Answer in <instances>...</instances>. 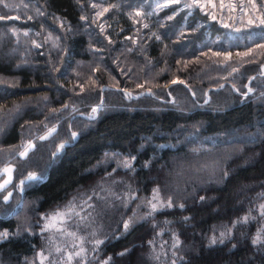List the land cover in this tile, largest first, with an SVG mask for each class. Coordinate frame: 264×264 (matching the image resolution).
<instances>
[{"label": "trees", "instance_id": "1", "mask_svg": "<svg viewBox=\"0 0 264 264\" xmlns=\"http://www.w3.org/2000/svg\"><path fill=\"white\" fill-rule=\"evenodd\" d=\"M34 1L43 6V15L31 14L33 19L22 18V21L0 20V168L9 160L14 166L8 185L13 198L4 202L0 193V231L13 233L20 225L17 215H5L13 211L15 197L20 195L15 185L29 171L45 179L26 184L23 196L25 202L31 204L29 214L33 223H30V238L24 234L22 238L1 242L0 264H24V259L40 264L38 253L43 251L47 256L51 248L47 243L49 236H54L63 249L60 254L53 252L49 259L66 257L68 252L78 250L79 240L62 235L56 228L41 234L42 218L63 210L69 201L75 203L80 215L66 221L67 229L84 237L87 264H102L108 257H112L111 264H126V261L135 264L138 260H142L141 264H171L173 258L177 264H264V246L251 243L257 230L264 228V218L259 215V205L264 203L260 196L264 193V135H261L264 130V98L261 97L264 61L242 67L236 77L221 83L220 79H209L213 61L202 65L200 54L216 49L211 42L225 39L226 33L218 21L208 20L199 9L192 12L174 5L157 15H148L151 5L147 0ZM93 3L119 7L110 8L97 17L100 9L93 8ZM136 10H141L144 16L135 17ZM174 12L173 19L167 20ZM81 16L86 19L81 20ZM61 23L66 34H54L60 40L56 51H49L43 45L35 47L22 32H18V40L17 36L6 34L8 27L33 33L54 32ZM197 23H202L203 27L193 32ZM145 24L148 27H144ZM100 25L105 31L101 32ZM130 27L138 32L133 33ZM124 30L127 33L121 35ZM181 31L183 37H180ZM153 33L160 35L161 40L157 41ZM126 35L128 38L124 37ZM106 37L112 39L111 44ZM177 60L181 63L177 64ZM184 61L188 62L187 67ZM87 63L92 68L88 67L86 76L81 77L77 67ZM218 64L214 62L215 67ZM183 65L184 71L179 68ZM208 67L210 69L202 73ZM74 68L81 82L88 80V91L82 92L74 84L66 86L70 81L67 72ZM93 73L96 76L92 78ZM149 75L154 78L150 79ZM74 77L73 74L71 80ZM109 77L118 82V87L113 88ZM174 77L185 80L197 95L193 97L184 85L171 84ZM146 78L152 80L148 85ZM93 80L98 81L97 86L92 84ZM138 83L151 87L159 98H126L122 89L132 92L134 97L144 91L135 90ZM219 83L224 85L222 89L218 88ZM155 84L160 87H154ZM101 85L105 86L103 92ZM248 87L254 92L245 97L242 93L247 92ZM169 91L179 99L183 112L170 103ZM205 92L212 98L211 105L200 107ZM101 100L104 107L96 119L90 121L91 107ZM73 106L77 111L72 110ZM45 125H55L56 133L44 141L36 139L46 131ZM178 129L185 133L182 139L172 136ZM72 131L79 133L75 140L70 138ZM231 134L255 139L258 134L259 139L246 144L235 141L239 153L230 154L231 158L223 163L221 160L227 152L224 153L217 159L219 174L202 175L199 180L220 183L185 188V191L170 187L177 168L187 170L195 165L201 150L196 153L192 149L210 140L212 144V139H216L218 147L228 145L225 141ZM29 140L36 147L27 157H19L17 153ZM186 140L185 146L182 142ZM61 141L66 142L65 147L53 158L52 153ZM106 153L136 158L129 170L115 169L113 164L101 169ZM185 161L188 165L181 166L180 162ZM96 167L99 170L92 172ZM223 167L229 173L227 179L223 178ZM2 178L0 176V181ZM155 187H159L162 199L172 190L174 206L147 216L149 207L142 201L152 198ZM128 194L135 199L128 200ZM201 196L205 198L203 201ZM125 200H128L126 206ZM180 203L185 205L183 209ZM134 210H137V219L125 232L123 220L132 216ZM249 210L255 219L237 224L231 239L224 244L209 247L211 236L218 237L220 231L231 227L233 221L244 217ZM185 217L190 219L185 221ZM93 231L96 236L92 235ZM173 233L181 241L177 249L172 248ZM97 238L104 243L93 251V241ZM153 245L155 253H160L163 245L167 255L154 259ZM122 252L125 254L119 255ZM78 259L72 264H77Z\"/></svg>", "mask_w": 264, "mask_h": 264}, {"label": "snow or ice", "instance_id": "2", "mask_svg": "<svg viewBox=\"0 0 264 264\" xmlns=\"http://www.w3.org/2000/svg\"><path fill=\"white\" fill-rule=\"evenodd\" d=\"M3 0H0V3H2ZM180 0H155V7L153 8V11L148 13V15H152L155 14L156 12H158L159 10L168 7L169 5H173V4H179ZM5 7H10L8 4L4 5ZM24 7H27V5H24ZM93 8H99L100 10L96 12V16L97 17H101L103 16L106 12L109 11L110 8H118L119 5L117 4H109L107 7H104L101 4H92ZM183 8L184 9H189V10H194V9H199L200 12L204 13L205 17L208 20L211 21H218L224 28L228 29V28H234L235 31L239 32L241 30V28L239 27H235L234 22L237 18L240 19L241 21V25L243 27H247V28H251L253 26L255 27H259L264 29V11H262L261 9H264V4L261 5H257L256 0H247V3H241L239 5V10L241 15L239 17L233 15V13H235L237 11V5L235 3L232 2V0H219V3L217 4L216 0H190V2H185L183 4ZM227 9L229 15L227 17H225L224 15V10ZM37 13L39 15H43L42 12L39 11V9H36ZM135 15L137 17H140L142 15H144V13L141 10H136ZM175 15V12L173 13V15L167 16L166 19L167 20H172L173 16ZM189 15H191V11L189 12ZM32 16H28V19H32ZM6 19L5 16L0 15V20ZM57 19H59L57 17ZM81 20H85L86 17L81 16L80 17ZM227 20H231L233 21V23H227ZM187 26V25H185ZM61 27H63V24L61 23ZM144 27H148L147 24L144 25ZM201 27H203L202 23H197L195 25V27L192 28V31L195 32L197 30H199ZM70 30V29H69ZM100 30L101 32L104 31V26L100 25ZM11 32L13 35L17 36V40L19 39V34L17 29L13 28L11 29ZM24 36L28 35V32L25 31L23 33ZM37 35H39V33H37ZM153 35L155 36V39L157 41L161 40V36L157 35L155 33H153ZM262 35H264V33H262ZM52 34L49 33L47 39H51ZM184 33L183 31H181L180 33V37H183ZM108 39V42L111 44L112 41L110 38L106 37ZM179 38V37H178ZM57 40L59 39V37L56 38ZM32 44L35 47H40L41 45L38 44L35 40L32 41ZM167 47V46H165ZM256 48L259 49H264V43H260L256 45ZM129 51H131V49H128ZM14 51V50H13ZM209 51H211V49H209ZM253 49L249 48L247 49V51L245 52H237L236 56L237 57H246L248 55H250L252 53ZM202 55H207V53H202ZM232 53L231 52H213L212 56L214 57H223L224 61H230L232 59ZM177 64H180L181 61L177 60L176 61ZM188 62L184 61V65L185 67H187ZM55 71H59V68H54ZM239 71L238 68L236 67H232L231 71L229 72V75H231L232 73H235ZM224 79H227V77H223ZM254 79V78H251ZM97 83V81L93 80L92 84L95 85ZM151 83L150 81H145V84ZM171 84L176 85V84H181L184 85L185 88L191 93V95L193 97H195L197 94L194 91V89L183 79H180L179 77H174L171 81ZM103 85H101L100 90L101 92H103L104 90ZM114 87H118V82L116 85H114ZM138 88L144 89V91H142L141 93H139L137 96H133V93L127 90H121L124 94V96L128 99H133V98H139V96H146V97H156L159 98L157 96V93L153 92L151 87L145 88L144 84H137ZM154 87H160L159 84H155ZM224 87L223 84H219L218 88L222 89ZM233 89L235 91H239V89H236L235 84H233ZM80 89L83 92L84 91V86L80 85ZM254 92V89L252 87H248L247 88V92L242 93L243 96L247 97L249 93ZM168 96L171 97L170 103L177 108V110L183 112L184 111V107L181 104V102L179 101V99H177L176 97H173L172 95V91L168 92ZM203 104L199 105L200 107H203L204 105H211V96L209 95L208 92H205L203 94ZM261 97L264 98V92H261ZM46 99V97H45ZM193 103H197L196 101H193ZM17 106V110H18ZM64 108H67V105L63 106ZM104 107V103L103 100H101V102L95 106L91 107V113L88 115V119L94 120L97 117V113L100 111V109H102ZM74 112L77 111V109L75 108V106H73L72 109ZM2 111V110H0ZM55 111V110H54ZM46 131L44 132L43 135H39L38 137H36V139H39L41 141L47 140L50 136H52L54 133H56L57 128L55 125H53L52 127H48L47 125H45ZM79 133L76 131H72L70 133V138L72 140H75L78 137ZM261 135H264V130H262ZM65 141H61L60 143H58L56 145V151L52 153V157H56V155L64 149L65 147ZM36 147L35 144H33V142L31 140H29L26 144L22 145V150H20L17 155L21 158L27 157L29 155V151L34 149ZM161 147H163V145H161ZM0 151H2V149H0ZM193 152L198 153L200 151L199 148H194L192 149ZM113 156H118V154L113 153ZM105 156L107 157L108 154L106 153ZM135 156H132L131 158H124L122 161L118 162V166H122L124 168H131L132 167V160H135ZM203 168L207 169V168H211L213 174L215 173V169L217 167H219V162L218 161H212L210 164H204L202 165ZM13 171H14V166L11 163V161L9 160V162H7L2 168H0V176H5L6 178L2 179V181H0V193H3L2 195V200L4 202H9L12 198H13V191H8V185L11 183L12 181V175H13ZM115 171V169H114ZM229 173L228 171L225 169L223 171V178L227 179ZM43 179H45V176L40 175L38 176L37 173L35 171H29L27 173V176L24 179H21L19 181V184L15 185V188L19 190L20 195H18L17 197H15L16 200V206L13 209V211L11 213H6L5 215H19L20 212L25 208V200H24V196L23 193L25 192V188H26V184L30 185L32 182H40ZM260 196L262 198H264V193H261ZM119 199V197H117ZM89 199H91V197H89ZM135 199L134 195L132 194H128V200H132ZM205 198L203 196L200 197V200L203 201ZM128 200L124 201L125 206L128 203ZM85 203H87V201H85ZM142 203H146V205L149 207V211L148 213H146L147 216H151L154 213L157 212L158 209L161 208H172L174 206V201L172 199L171 196H168V198L162 199L160 196V189L159 187H155L152 189V198L146 199L144 201H142ZM89 207H94V205H88ZM179 207L181 209H183L185 207V205L183 203L179 204ZM139 208V205H138ZM76 205L73 201H69L67 205H65L63 210H57L56 212L52 213V214H48L45 215L42 219L44 220V224L41 227V234H43L46 231H50L53 228H56V231L63 234H66L68 236L73 237L74 240H79V247L78 250L72 251V252H68L66 254V257H59V258H52L49 259L53 252L56 254H60L62 253L63 249L61 248V246L57 243L56 239L54 236H49L48 237V245L51 246L49 254L46 256L44 254L43 251H41L40 253H38L39 257H40V264H45V262L47 261L48 264H72L73 260L75 258H79L77 261V264H87V256H86V252L87 250L83 247V243H84V237L81 236H77L76 232L73 231H69L67 229V225H66V221L70 220L72 218L73 215L75 216H79L80 214L78 212H76ZM259 215L264 218V203H261L259 205ZM81 219H84L83 217H81ZM137 219V210L133 211L132 216L128 217V219L123 220V229L125 232H127L130 228V226L135 222V220ZM185 221H188L190 219V217H185L184 218ZM250 219H255V217L251 216V210H249V213L246 214L244 217L233 221L232 226L231 227H227L225 230L220 231L219 236L217 237L216 235H213L209 238L208 241V245L209 247L214 246L216 244H224L226 240L231 239V233L233 231V229L237 226V224H240L241 222L243 223H248ZM25 231H31V225H26ZM10 235H15V236H19L20 235V227H17V231L15 233H9L8 230H4V231H0V241H5L7 238H9ZM93 236H96V232L93 231L92 232ZM95 247L93 248V251H96L97 248L104 243V240L102 239H95L93 241ZM251 243L253 246H264V228H259L256 232V234L253 236ZM149 244H152V241H149ZM181 244V241L178 237V235L176 233H173V243H172V248L173 249H177ZM76 247V245H74V248ZM236 245H233V248H235ZM128 249H125V252H127ZM125 252L119 253V255H124ZM153 253L154 256L153 258L156 260L160 259V256H166L167 253L164 252L163 250V245H161V252L160 253H155V247L153 245ZM173 257L176 256V252L173 251L172 253ZM182 259V258H181ZM112 261V257H108L107 259H105L104 261H102V264H111ZM171 264H177V260L175 258H173L171 260Z\"/></svg>", "mask_w": 264, "mask_h": 264}, {"label": "rangeland", "instance_id": "3", "mask_svg": "<svg viewBox=\"0 0 264 264\" xmlns=\"http://www.w3.org/2000/svg\"><path fill=\"white\" fill-rule=\"evenodd\" d=\"M147 2L150 3L151 12H152L153 8L155 7V0H147ZM185 2H190V0H180L179 4L169 5L168 7L159 10L155 14L157 15L161 11L169 9L170 7H172L174 5H179L180 8H183V4ZM216 2L218 4L219 0H216ZM232 2L237 5V11L235 13H233V15L239 17L241 15L240 10H239V5L241 3L246 4L247 0H232ZM256 3L259 6L261 4H264V0H256ZM5 4H8L10 7H5L4 6ZM24 5H27V7H24ZM0 8L2 9V10H0V15L5 16L6 19L10 20V21L11 20L22 21V18L28 19V16H30L31 14L35 17H38L39 14L37 13L36 9H39L40 12L45 11L43 6L41 4L40 5L37 4L34 0H3V2L0 3ZM194 10H192V12ZM261 10L264 11V9H261ZM135 12H134V16L137 17L135 15ZM224 15H225V17H227L229 15L227 9L224 10ZM142 16H144V15H142ZM135 17H134V22H133L134 24H135V22H137V21H135ZM6 19H3V20H6ZM226 22L230 23V24L233 23V21L227 20V19H226ZM129 25L132 26V23H129ZM234 25H235V27L241 28V30L239 32H237L234 30V28L226 29L224 27H221L223 29L224 33H226V38L223 40L212 41L211 43H212L213 47H215L216 49H211V51L207 52V55H202V53H205V52H202L200 54L202 65L205 64V61H213L210 65H212V67H214L213 69H210V67L204 68L202 73H206L205 71H208L207 69H210L208 71L209 79H220V83L224 82L226 80L223 77H227V79L229 77H232V76L236 77V73H238L239 71L229 75V72L231 71L232 67H236L240 70L242 67H244L246 65H251L254 63L256 64V63H260V62L264 61V49L256 48L257 44L264 43V35H262V33H264L263 32L264 29L259 28V27H255V26H253L251 28L243 27L241 25V21L239 18H237L235 20ZM13 28L17 29L16 27H8V29L6 30V34L10 37L15 36L11 32V29H13ZM60 28L57 27V29L54 32H51L48 30H43V32L39 33V35H37L38 32L33 33V32L28 30L29 32L27 31L28 32L27 37L29 38L28 40H30V41L35 40L38 44L43 45L44 47H48L49 51H56L58 48H60V40L59 39L57 40L56 39L57 36H54V34L57 32L66 34L65 31H62V30H64L65 27H60ZM130 29L134 31L133 33L138 32L137 30H135V27H130ZM17 31L19 33L25 32V31H19L18 29H17ZM49 33L52 34L51 39H47ZM126 33H127L126 30H124V32L122 31L121 35H125ZM119 34H120V32L117 33V36ZM124 37L128 38L127 35ZM108 38H110V37H108ZM245 39H247V40H245ZM111 41H112V39H111ZM249 48L253 49V51L250 55H248L246 57H237L236 56L237 52H245ZM213 52H231L233 54L232 59L230 61L225 62L223 57L212 56ZM214 62L219 63L217 65V67L214 66ZM210 65H208V66H210ZM90 66L92 68L91 64H88V63H87V65L81 64L77 67L76 71H78L81 74V77H85L86 72H87V68L88 67L90 68ZM75 68L67 72V77L70 78V81L67 82L68 85H66V86H72V84H74L78 87L79 90H81L80 85H83L84 91H88L90 88V86L88 84V80L81 82V80H80L81 78L77 77L78 73L74 71ZM179 68L182 71H184V65L182 68L179 66ZM220 68H222V70L224 72L219 70ZM73 74L75 75V77L73 78V80H71V77H73ZM159 74L160 73H158L156 75L158 76ZM94 76H96V73H93V76L91 75L92 78ZM147 78H146V80H147ZM149 78L153 79L154 76L149 75ZM108 81L113 86V88H116V87H114V85H116V82H114L115 80L113 77H109ZM150 82H152V80ZM97 83H98V81H97ZM148 84H150V83H148ZM62 85H64V84L62 83ZM140 89L141 88H138L137 86L135 87V90H140ZM192 129H197V127H193ZM178 130L176 131L177 134H176V132L174 134H172L174 139H178V137H180L182 139L185 136V133L183 130H181V129L179 131ZM239 138L240 137H235L234 134L229 135L225 141V143H229V144L225 145V146H219V147L216 146V139H212V144H211V140H210L207 143H205L204 145H199L198 148L201 150V152L197 156L195 165H193L191 168H188L187 170L184 167H180L179 170L177 168L178 173L175 176L173 175L172 179L169 178L170 180H172V184L170 185V187H172V188L177 187L175 189L185 191V188L191 189V187H196V188L202 187L204 185H208V184L213 183V182L220 183V181H213V182L205 181L203 183L200 182L199 180L203 178L202 175L206 176V174H207V176H211V177L213 176L212 169L211 168L205 169L202 167V165L210 164L212 161H215V160L217 161V159L219 157H223L224 153L227 152V154L221 160L223 163L226 162L228 159L231 158L230 154L239 153V148H237V149L235 148V147H237V144H234L235 141H236V143L246 144V143H249L250 140H251V142L253 140L257 141L259 139V135L257 134V139H255L253 136L251 137V136H246V135H243L240 139ZM182 144L186 146L188 144V141L186 140L185 142H182ZM210 144H211V146H209ZM230 149H232V150H230ZM123 159H124V157H121L120 155L113 156L112 153H109L107 157L104 156L102 158L101 166H103V167L101 169H105L108 165H111V164H113L115 169H121V170L131 169L133 167L134 160H132V167L131 168L126 169L122 166H118V162L122 161ZM180 163H182L181 166L182 165H188V161L187 162L185 161V163H183V162H180ZM99 167H100V165H99ZM99 167H96L92 172L98 171ZM222 170L224 171V167L222 168ZM215 173L219 174L218 167L215 169ZM4 178H6V175L3 176L2 179H4ZM171 191L172 190L167 191L166 194L164 195L165 197L163 199L166 200V198H168V196H171V194L173 193ZM174 195H175V191H174ZM30 205H31L30 203L25 202V208L21 211V213L18 216H16L19 220V223H20V225H19L20 235L19 236L10 235L9 238H7L6 240L13 239V238H15V239L16 238H22V237H24V234L28 239L30 238V232L31 231L29 232V231L24 230L26 225H29L30 223H32V221L30 219V214H29L30 213L29 212ZM222 212H224V208H222ZM25 217H28V218H25ZM16 231H14L13 233H15ZM1 242H3V241H0V243ZM141 261L142 260H138L137 262H135V264H141ZM23 263L24 264H34V262L29 261L28 259L27 260L24 259ZM125 263L128 264L127 261Z\"/></svg>", "mask_w": 264, "mask_h": 264}, {"label": "bare ground", "instance_id": "4", "mask_svg": "<svg viewBox=\"0 0 264 264\" xmlns=\"http://www.w3.org/2000/svg\"><path fill=\"white\" fill-rule=\"evenodd\" d=\"M251 86V85H250ZM244 90V89H243ZM243 90H240V91H243ZM244 92V91H243Z\"/></svg>", "mask_w": 264, "mask_h": 264}]
</instances>
